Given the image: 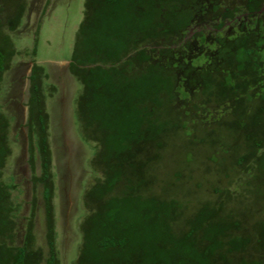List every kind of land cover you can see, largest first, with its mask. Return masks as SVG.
<instances>
[{"label":"trees","instance_id":"1","mask_svg":"<svg viewBox=\"0 0 264 264\" xmlns=\"http://www.w3.org/2000/svg\"><path fill=\"white\" fill-rule=\"evenodd\" d=\"M15 55L0 34V90ZM68 70L82 88L75 117L99 175L82 193L73 264H264V0H86ZM47 79L33 63L32 199L20 246V205L5 181L11 123L0 109V264H59ZM182 146L184 170L168 171ZM203 148L217 177L190 209L176 196ZM38 185L46 253L33 233ZM201 187L197 179L190 189Z\"/></svg>","mask_w":264,"mask_h":264},{"label":"rangeland","instance_id":"2","mask_svg":"<svg viewBox=\"0 0 264 264\" xmlns=\"http://www.w3.org/2000/svg\"><path fill=\"white\" fill-rule=\"evenodd\" d=\"M86 0H0V34L8 36L9 41L16 51L10 63V69L4 74L0 90V109L10 119L9 145L11 157L5 169V181L12 187L14 203L20 205L16 213L15 244L22 245L26 234L30 201L32 199V185L30 166L28 164V137L26 128L25 105L28 93L27 77L33 63L41 66L48 76L45 81L46 94L49 87L64 83V89H73L74 82L69 78L68 59L73 52L77 32L83 21ZM22 7L21 15L14 30L9 31L8 21ZM77 82V81H76ZM77 95L81 86L77 82ZM60 89V88H59ZM59 96L55 89L48 98L53 100ZM68 93L62 92L65 100ZM50 100V101H51ZM56 103V100L53 103ZM65 101V107L67 108ZM75 109V99H74ZM52 118V117H51ZM49 119L50 147L52 149V176L54 181V206L56 215V248L59 264H73L77 259L81 236L78 225L84 211L81 206V197L84 190L98 177V173L91 167L95 155V146L81 139L83 145L73 138V133L64 134L70 141V146L65 147L62 134ZM78 126V121L76 120ZM70 128V126H69ZM79 128V126H78ZM70 132V133H69ZM181 157L178 152L168 154L167 170H184L185 148L181 147ZM210 150L203 148L199 151V159L195 160L193 168L197 167L195 177L187 175L184 192L176 196L180 201L193 208L201 200L203 190L210 189L216 180V170L213 165L204 162ZM177 157L179 158L178 160ZM35 172L40 175V163L35 149ZM174 160V161H173ZM197 163V164H196ZM209 166V167H207ZM210 170H209V169ZM209 170V172H207ZM188 174V173H187ZM214 175V176H213ZM199 180L202 184L201 191L192 192L190 187L193 181ZM36 196L38 199L37 213L34 219L35 246H45L43 208L41 199V186L38 185ZM189 208H187L189 210Z\"/></svg>","mask_w":264,"mask_h":264},{"label":"crops","instance_id":"3","mask_svg":"<svg viewBox=\"0 0 264 264\" xmlns=\"http://www.w3.org/2000/svg\"><path fill=\"white\" fill-rule=\"evenodd\" d=\"M70 61V59H68ZM69 61L67 62L69 65ZM69 73V71L67 70ZM69 78L72 79L74 82L73 89L71 88L70 90H66L64 88V83H60L59 85H56L55 89H58L59 96L56 97V99H49L47 98L46 101V106H47V111L49 114V119H50V125L52 127L51 119L52 122L55 121L57 122L58 125H55L56 128L58 129V132L62 134H67V132L70 130L71 133H73V138H77V140L83 145L80 137V132L78 130V126L76 124V117H75V109H74V99H76V93H77V87L75 84H77L75 78L69 73ZM60 88V89H59ZM62 92H66L69 94L67 96L68 98L65 100V98H62ZM51 100V101H50ZM56 100V103L53 101ZM65 101L67 102V108L65 107ZM25 117L27 121V109L25 105ZM52 117V118H51ZM70 126V128H69ZM68 128V131L65 129ZM69 132V133H70ZM62 141L65 145V147L70 146V141L67 140L65 136L62 137Z\"/></svg>","mask_w":264,"mask_h":264},{"label":"flooded vegetation","instance_id":"4","mask_svg":"<svg viewBox=\"0 0 264 264\" xmlns=\"http://www.w3.org/2000/svg\"><path fill=\"white\" fill-rule=\"evenodd\" d=\"M69 71V70H68ZM30 72H31V69H30ZM29 76H30V73H29V75H28V77H27V81H28V84H29ZM28 90H29V85H28ZM28 96H29V94L27 93V100H28ZM26 104H27V101H26ZM26 109H27V107H26ZM27 128V127H26Z\"/></svg>","mask_w":264,"mask_h":264}]
</instances>
